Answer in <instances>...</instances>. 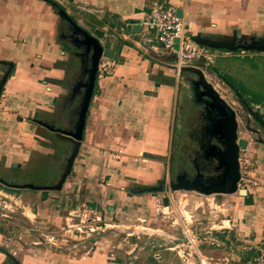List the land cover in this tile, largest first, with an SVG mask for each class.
Here are the masks:
<instances>
[{
  "label": "crops",
  "instance_id": "obj_1",
  "mask_svg": "<svg viewBox=\"0 0 264 264\" xmlns=\"http://www.w3.org/2000/svg\"><path fill=\"white\" fill-rule=\"evenodd\" d=\"M50 1L60 8L45 0H0V192L22 184L19 194L0 199V264H198V257L251 264L253 254L261 259L254 264H264V144L250 143L254 137L238 131L259 186L222 201L231 212L217 226L221 232L209 225L205 240L218 258L198 247V256L186 253L174 224L166 228L165 215L153 224L158 218L146 208L155 206L145 197L157 190L150 182L163 179L173 143L186 139L179 134L196 109L187 97L201 92L187 83L188 75L197 79L193 73L176 76L155 33L134 28L155 0ZM162 1L197 41H264V0ZM96 30L112 55L100 59L112 70L95 75L78 154L60 191L51 193L31 183L46 166L55 174L44 178L50 182L65 170L73 145L62 134L76 130L93 55L83 32L94 37ZM132 218L150 226L132 228ZM134 236L149 247L136 246Z\"/></svg>",
  "mask_w": 264,
  "mask_h": 264
},
{
  "label": "rangeland",
  "instance_id": "obj_2",
  "mask_svg": "<svg viewBox=\"0 0 264 264\" xmlns=\"http://www.w3.org/2000/svg\"><path fill=\"white\" fill-rule=\"evenodd\" d=\"M206 49L208 50L210 59L204 60V62L194 63V65L201 70L205 81L213 87L220 98L236 111L237 120L240 122L239 135L241 137L245 135L247 140H251L250 137H254L256 141L250 143L258 142L264 144V52L259 53L253 51L246 53L238 50L231 54L232 57L213 58V53H224L226 51ZM188 77L187 83L192 82L190 87L193 88L192 86H194V82L197 81V79H192L191 75H188ZM181 79L182 78H180V84L184 85ZM224 80L229 85L225 83ZM218 83L220 86H217ZM191 88L190 90L192 91L193 89ZM198 89L203 92L202 88ZM200 93L195 94L193 91V93L191 92L190 96L187 97L193 107L196 108L193 109V114L188 118L186 130H184L183 127L181 131L182 134H179V136L185 137L187 141H185V139L184 141L173 143L174 149L172 156L168 157L165 162L167 173H165L161 181H151V184H147L152 185L149 187H157V190L146 193L145 195L147 200L155 206L148 205L149 202L146 201L145 205H147L146 208L149 213H152L153 217L158 218L153 224L160 226L163 215L167 218L164 223V225L166 224V228L174 224L177 240L182 246L186 247V253L192 251L193 256H198L199 252L194 250L198 247L205 254L209 256L215 255L214 257L218 258L219 255L213 254L211 252V247H209L207 241H205L209 239L207 233L212 231L209 225L215 223L216 228L214 231L221 232L217 226L223 225L222 221L225 220L223 215L227 216L231 212V209L226 203H224L223 206L221 205L222 201L230 197L239 198L240 196L238 194L228 196L212 194L205 196L195 191L170 190L172 185H179L182 183H195L197 181L204 185L214 183L219 181L224 171L216 159V153L224 150L223 140L220 137L219 131L221 117L216 109L212 108L211 101ZM234 101L237 103V108L232 104ZM255 118H258V120ZM259 121H261L263 125H261ZM253 130L258 131L256 135ZM189 138L191 140H188ZM45 163L49 164V159H47ZM49 171V167L46 166L44 170L45 173L40 175L38 179H34L31 184L38 186V188L47 189L49 190L48 192L51 193L58 192L48 189L57 185L56 182H50L44 179L46 176H50V178L52 176L54 177L55 174L48 173ZM21 185L8 186L10 187L8 188L9 190L2 189L0 192V199H4L5 201V195L6 197H10L11 194L13 197L15 194H19L20 192L18 193L15 190L16 188L20 190L19 187H21ZM2 194L4 196H2ZM161 198V205L157 207L156 201ZM164 199L167 200V205H164ZM1 202L3 201H0V214L3 212L1 211L3 208ZM132 219V228L134 226H140L139 229L143 230V228H148L147 226H150L146 225L147 220ZM77 228L78 227H76L77 233L78 231H82L78 234L83 233V227ZM97 228L99 227H96V229ZM88 230L91 231L92 229ZM185 230H188L191 239H194L195 242L189 243L190 238ZM138 237L139 238L134 236L132 241L136 246L140 248L145 246L149 247L146 243V238L141 236ZM222 237V234L216 235L218 240ZM119 242H121V239H119ZM154 242H157V240H154ZM142 250L144 249H141V251ZM207 251H210V253H207ZM256 256L253 254L248 257L251 264L256 263L253 261V259L256 258H258L257 262H260V255L257 254ZM148 260H150V258H148ZM206 260L209 262L208 259Z\"/></svg>",
  "mask_w": 264,
  "mask_h": 264
},
{
  "label": "water",
  "instance_id": "obj_3",
  "mask_svg": "<svg viewBox=\"0 0 264 264\" xmlns=\"http://www.w3.org/2000/svg\"><path fill=\"white\" fill-rule=\"evenodd\" d=\"M175 14L178 17H180L179 12H175ZM134 28L137 29L138 33L140 32L141 27L139 26L138 21ZM83 33L87 38V41L92 45L93 55L91 58L89 78L85 91L86 93L81 105L76 130L73 133L62 134L72 143L73 147H72L71 155L66 161V167L60 177L59 182L57 183L56 186L48 188L56 191H59L61 189L65 179L69 176L73 162L79 151L84 122H85V114L91 97L95 75L97 73L98 62L101 56H104L109 59L112 56L111 52L108 49H103L97 40L103 38V34L101 31L96 30L94 32V37L89 36L85 32ZM194 41L198 45L204 46L211 50H226L230 52H234L238 50L244 52H253V51L259 53L264 52V41L255 42L251 44H239V45H222L216 43H207L204 41H197L196 39H194ZM176 48L177 46H175V49ZM187 71L193 73L196 76L197 81L194 82L195 89L198 90V88H202L203 92L201 91L200 94H202L211 101L212 108H215L221 117L219 131H220V137L223 140L224 150L216 153V159L219 162V165L224 169V171L219 181H216L214 183H210L208 185H204L198 181L195 183H182L179 185H172L170 190L195 191L205 196L212 194L226 195V196L238 194L241 197H245L247 192L245 190L237 189V182L239 180L238 162H237L238 152L239 150L245 148L246 141L238 138L240 122L237 120L236 111H234L232 107H230L224 100H222L219 94L213 89V87L205 81L204 75L200 69L183 68L181 72L183 73ZM255 119L258 120V118ZM259 123L263 125L261 121H259ZM253 132L256 135L258 131L253 130ZM163 203L164 205H167V200L164 199Z\"/></svg>",
  "mask_w": 264,
  "mask_h": 264
},
{
  "label": "built area",
  "instance_id": "obj_4",
  "mask_svg": "<svg viewBox=\"0 0 264 264\" xmlns=\"http://www.w3.org/2000/svg\"><path fill=\"white\" fill-rule=\"evenodd\" d=\"M173 7L167 6L162 0H155L152 4L146 18L138 21L142 29L155 33V40L160 49L171 56V66L176 76L179 77L183 68L190 67L194 63L209 60L208 50L195 43L192 36L185 32L184 23L180 17L175 14ZM177 41V42H176ZM175 46L177 48L175 49ZM196 66V65H195ZM112 65L109 61L100 59L97 65V72L109 75ZM238 172L239 180L237 182L238 190L246 192L257 188L258 181L253 177L255 163L245 149L238 152ZM105 186H109L105 183ZM162 198L156 201V206L161 205ZM188 235V231L186 230ZM193 243L190 238L189 243ZM198 264H208L203 258H198Z\"/></svg>",
  "mask_w": 264,
  "mask_h": 264
},
{
  "label": "trees",
  "instance_id": "obj_5",
  "mask_svg": "<svg viewBox=\"0 0 264 264\" xmlns=\"http://www.w3.org/2000/svg\"><path fill=\"white\" fill-rule=\"evenodd\" d=\"M46 2H48V3H50L53 7H55V8H60L59 6H57V4L56 3H54V2H52V1H50V0H45ZM150 192H153V191H150Z\"/></svg>",
  "mask_w": 264,
  "mask_h": 264
},
{
  "label": "bare ground",
  "instance_id": "obj_6",
  "mask_svg": "<svg viewBox=\"0 0 264 264\" xmlns=\"http://www.w3.org/2000/svg\"><path fill=\"white\" fill-rule=\"evenodd\" d=\"M185 231H186V230H185ZM187 231H188V230H187ZM188 237L191 238V235L189 234V232H188ZM192 240H193V242H194V239H192Z\"/></svg>",
  "mask_w": 264,
  "mask_h": 264
}]
</instances>
